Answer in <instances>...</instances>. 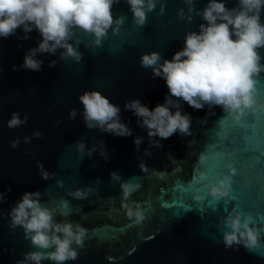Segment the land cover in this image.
<instances>
[{
    "label": "water",
    "instance_id": "obj_1",
    "mask_svg": "<svg viewBox=\"0 0 264 264\" xmlns=\"http://www.w3.org/2000/svg\"><path fill=\"white\" fill-rule=\"evenodd\" d=\"M207 3L196 0L195 7L203 10ZM234 5L235 0H228L227 7ZM181 8H185L182 0H167L160 16L158 4L148 14L147 24L137 28L129 5L120 0L112 9L114 17H127L119 35L110 31L102 48H86L82 43L79 63L59 60V53L38 55L44 61L40 72L12 70L23 63L28 49L37 46L41 39L37 31L29 33L27 40L17 38L25 35L20 29L0 39V192L5 193V202L0 204V264H16L23 253L36 250L24 238L23 229L9 228L7 215L24 192L33 191L41 192L42 200L54 206L68 200L69 207L62 210L66 218L88 230L84 247L78 249L79 258L67 264H264V231L253 252L237 245L225 249L220 225L221 217L236 207L264 229V111L248 113L236 122L219 106L195 110L180 101V110L191 116V134L176 133L155 148L149 144L147 131L138 126L137 117L124 110L125 101L132 99L149 109L165 103L164 80L153 78L151 69L141 67L140 56L157 51L170 60L183 48L185 34L198 31L199 24L205 23L199 16L191 23L180 20L177 11ZM82 38L85 43L91 40L87 35ZM51 60H57L56 67H48ZM256 88L257 102L264 105V73ZM85 90H98L118 105L121 120L133 135L118 137L87 129L78 100ZM73 108L78 114L70 120L68 113ZM12 112H19L21 118L27 115V123L8 129ZM35 131L42 136L24 143L23 137ZM17 137L21 138L19 146L10 147ZM135 137H143L139 150ZM79 140L88 147L103 141L108 159L99 155V147L91 158L86 152L78 154L75 145ZM145 149L151 151L150 156L144 155ZM202 155L206 157L203 164ZM141 161L148 166L146 172L138 166ZM38 163L50 179L40 177ZM228 163L237 169L229 197L212 201L208 186L228 174ZM112 172L121 181L139 185L131 200L144 214L140 223L129 219L122 208L121 181L111 180ZM85 186L93 189L86 200L68 196L69 191ZM196 194L204 197L203 204L193 201Z\"/></svg>",
    "mask_w": 264,
    "mask_h": 264
},
{
    "label": "clouds",
    "instance_id": "obj_2",
    "mask_svg": "<svg viewBox=\"0 0 264 264\" xmlns=\"http://www.w3.org/2000/svg\"><path fill=\"white\" fill-rule=\"evenodd\" d=\"M132 13V23L137 28H143L148 22V14L156 11L162 16L166 10L167 0H125ZM185 8L177 11L180 20L191 23L194 16H199L205 23L198 26V31L189 30L184 36V45L176 51L172 58L164 59L157 51L142 53L140 65L151 69L153 78H162L167 86L168 94L165 103L157 104L149 109L139 99L125 101L124 110L132 112L137 117L139 127L147 131L149 144L160 148L161 140L179 133L190 135L191 116L180 110L183 101L195 110L219 106L224 113L234 121L240 122L248 113L264 111V105L257 102L256 85L264 73V22L261 21L264 12V0H235V5L227 7L228 0H208L203 10L195 7L196 0H182ZM120 0H0V39L14 36L17 30L25 35L17 37L20 40L29 39V33L37 31L40 40L36 47L26 51L23 63L13 71L21 69L31 72L42 71L44 61L38 55L56 56L67 61L71 59L79 63L83 53L79 46L84 43L86 48H102L105 39L111 31L119 35L121 28L127 22V17H114L112 9ZM91 37L87 43L83 36ZM57 60L48 63L54 68ZM3 68H0V72ZM82 105V118L87 129H97L118 137L132 136V129L121 120V108L113 104L109 98L98 90H85L78 96ZM175 108V111L172 109ZM75 108L70 109L68 118L74 120L77 116ZM29 117L21 118L19 112H12L7 121L8 129H16L26 124ZM59 125L60 121L57 120ZM42 133L35 131L31 136L23 137L24 143H30L33 137L40 138ZM159 137V140L153 139ZM134 145L139 150L143 137H135ZM21 138L14 139L10 147L16 148ZM78 154L87 153L89 158L97 152L105 160L108 153L104 142L99 141L88 147L79 140L76 142ZM145 156L151 151L145 149ZM168 158L175 160L171 154ZM205 156L200 157L203 164ZM141 172H146L148 166L141 161L138 165ZM228 174L223 175L216 183L207 189L212 201H222L229 197L234 183L233 177L237 169L228 163ZM38 173L43 180L50 179L49 173L42 163H38ZM95 167V164L92 165ZM111 180L121 181L117 172L110 173ZM100 184L99 179L96 180ZM61 187L62 181H57ZM121 206L129 219L140 223L144 219L142 210L131 200L139 185L129 181H121ZM10 193L11 188L7 189ZM93 191L85 186L69 191L68 196L75 200H86ZM204 197L193 196V201L203 204ZM5 202V193L0 192V204ZM69 207V201L64 199L58 206L50 201H43L39 191L24 192L21 199L8 212L9 228L13 231L23 229L24 238L28 240L35 251L22 254L23 258L16 264H67L79 258L78 249L84 247L88 230L80 223L66 218L63 209ZM57 216L61 219L57 220ZM220 225L224 231L222 240L225 249L233 245L242 246L247 251H255L261 243V233L264 229L255 226L249 213H242L233 207L227 215L221 217Z\"/></svg>",
    "mask_w": 264,
    "mask_h": 264
}]
</instances>
